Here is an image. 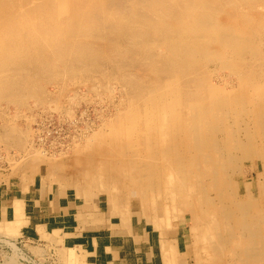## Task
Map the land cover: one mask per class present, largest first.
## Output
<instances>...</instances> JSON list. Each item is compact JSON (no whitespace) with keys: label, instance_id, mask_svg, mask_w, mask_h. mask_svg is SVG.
Returning a JSON list of instances; mask_svg holds the SVG:
<instances>
[{"label":"bare ground","instance_id":"1","mask_svg":"<svg viewBox=\"0 0 264 264\" xmlns=\"http://www.w3.org/2000/svg\"><path fill=\"white\" fill-rule=\"evenodd\" d=\"M46 85L85 87L99 98L105 92L122 96H114L110 141L99 144L100 155L90 152L89 167L70 181L64 164L41 161L36 167L43 164L46 171L34 194L64 190L70 199L67 187L79 198L82 186L96 189L107 207L122 209V223L131 221L128 209H142L155 231L144 246L155 249L159 264H187L178 240L164 236V222L182 213L190 217L199 262L206 255L208 264H264V164L254 184L242 189L234 179L242 173L239 162L252 159L257 140L264 141V0H0V101L23 107L32 99V108L42 107ZM89 129L91 135H76L73 151L92 149L96 133ZM37 147L29 144L37 161L53 155ZM10 207L15 221L31 208L18 197ZM79 216L81 228L106 220L91 212ZM37 226L50 240L62 231L64 243L70 234L56 227L48 235ZM93 233L85 234L96 247ZM129 246L128 260L136 264L140 254L133 241ZM79 247V258L67 249L69 263L84 257L82 264H95L85 261L89 251Z\"/></svg>","mask_w":264,"mask_h":264},{"label":"rangeland","instance_id":"2","mask_svg":"<svg viewBox=\"0 0 264 264\" xmlns=\"http://www.w3.org/2000/svg\"><path fill=\"white\" fill-rule=\"evenodd\" d=\"M222 76L228 78V75L226 74H223ZM45 88L47 90H45ZM53 89H57V93H55L56 90L54 91ZM79 89L78 91L80 93L72 88H67L68 91L70 90L68 93V91L65 89L63 90L60 88V86L46 85V87L44 86L40 90V95H46V99L50 105L48 103H43L44 105H42V107L40 105H35L37 107L32 108V104L34 103L32 99L26 100L25 103L27 105H25L27 107L25 105L21 107L20 105H16L13 102L4 103L3 101H0V129L2 131L0 136L3 134L6 136V139L0 137V174L2 175H0V264H70L68 258L69 250L67 249H71L73 254L79 258V256H83V252L81 251L80 247L78 248L79 245H81L83 248H87L89 251V253H87L85 256V258H87L85 260L87 263L117 264L114 259H111V253H120L123 256V259L126 258L124 263L131 264L132 261L128 260L129 256L127 254L130 250L129 242L133 241L134 245H136L138 241H141V239L144 243L148 240L152 242L155 231L152 232L153 222L150 216L148 217L147 215H143L142 209L138 207L128 209V213L132 216L131 221L122 223L123 221H120V217L123 216L122 209L115 207L112 208L111 205L107 207V205H105L106 196L103 194H98L99 191L96 189L91 190V188L82 186L78 191V194L81 196L79 198V196L77 197V194L74 193L75 190H73L72 187H67L66 190L70 199H66L64 190L58 193L59 191L57 192V190L50 191L46 189V191L41 194L42 196L34 194V192L40 187L39 181L40 179L42 180L44 176L43 174H45L46 171V167L43 164L40 165L41 167L38 166L40 169L36 167V165H39L38 163H43L41 161H44L48 158L49 163L59 165L60 168L65 165L66 168L64 169L65 171L63 170V173L66 174L67 180L70 181L72 179L73 173H76L78 169L80 171H85L89 167V162H91L88 158L90 152L91 155L94 153L96 157H98L100 154L97 155L96 152L103 150V147L99 144H104V141H110V136L106 135L108 133L107 128L110 125V120L116 115L115 107L112 104H114L116 100L115 97L119 98L122 96L121 93L115 95L105 92L99 98L95 97L93 92L89 93V90L85 87H80ZM70 94H72L71 105H69L71 101L68 99L71 98ZM64 95H68V98L67 96L64 97ZM63 98L64 100H62ZM66 101H68L69 104ZM14 105H16L17 108ZM255 106L256 105L253 107ZM28 107L32 108V110ZM7 108L9 110H7ZM60 108H62V110ZM68 110H71L69 111L71 115ZM73 111L75 112L73 113ZM18 112L21 113L22 116H17L14 114H18ZM58 112L60 114H63L64 112L65 113L59 117L60 114ZM30 114H32V116ZM32 117L33 121L35 120L33 123L30 122ZM28 119H30V121ZM104 120L105 122H103ZM6 124L11 127L10 130L6 127ZM4 127H6V129ZM91 127L94 128L96 133L95 139L90 140L93 145L92 149L81 151L76 149L73 151L74 149L72 148L79 142L77 141L76 135L81 133L89 135L91 132V129L89 128ZM46 130L48 131L46 132ZM20 133L21 136L19 135ZM92 133L93 132H91V134ZM97 135H103L101 137L102 139L97 140ZM12 140L16 141L17 144H13ZM260 141L261 140H257L256 142L258 149L256 154L252 155L253 158L249 160L247 159L246 161L244 160L242 163L239 162L240 166L238 171L241 169L242 173L234 175L236 177L234 179L236 182L238 181V184L240 183L239 186L242 189L245 188L246 184H254L257 179L256 175L258 171H262L264 164V141ZM29 144L36 149L38 148L37 144L42 145L47 149V153L53 155H44L45 157L42 156V160L37 161V157L34 158L32 150L29 149ZM21 145H24V147ZM79 145H84V143L81 142L77 146ZM12 148L15 149L13 150ZM3 150H6L8 153H10V156H8V154L6 157L5 154L7 152L5 151V153ZM22 153L31 154L30 156H27V158H23ZM12 154L15 155L11 156ZM4 156L8 158V160L3 158ZM9 157L11 158L9 159ZM13 158H15L14 160L16 161H14ZM30 168L32 170H30ZM245 171L247 172V176L244 178L243 174ZM54 179H56V177L51 178L50 181H48V184L51 185V182L55 181ZM44 183L46 186L45 188H47L49 185L45 182V180ZM51 186H54V184ZM252 191L253 193H256L255 190ZM74 194L76 196H74ZM59 196L62 197V199H59ZM16 197L23 199L31 208L28 207L29 209L24 211L21 219L15 221V216L10 212V206L12 200ZM36 198H40L42 203L35 201ZM50 201L53 203H50ZM105 207L107 209H105ZM90 212L93 218H103V220H108H105L106 222L101 221L94 223H92V221L91 223L88 221V223L83 225V228H81L80 224H78L80 219L79 213H81V216L84 218ZM182 214H180L178 217L171 216L170 218L173 217L172 219H168L164 222L165 227L167 226L166 229L164 228V236L167 235V237H171L173 240L175 238L178 240L180 250L184 251L187 264H208V258L206 255L203 256V261L199 262L196 260L193 243V240L195 241L196 239L195 232L194 230H191V220L189 215ZM75 217H78V220ZM82 220V222H84V219ZM169 220L170 223L168 224ZM37 225H43L45 231L48 232V235H51L53 233L52 230L56 227L62 230H67L70 232V234L64 238V243L62 242V231H58L59 237H57V240H50L46 236H42L39 233V230H37L39 226ZM85 229L87 230L85 231ZM112 229L114 231H112ZM123 229H125L128 234L127 232L122 233L121 231H123ZM116 230H121V233L117 232ZM87 231L91 232L92 235H94L93 232H97L96 234L103 239L102 240L100 238L101 243L98 244L96 252L90 238L91 236L85 234ZM76 235L80 237H76ZM143 242H140L141 246H144ZM104 243L107 244V247L104 246ZM136 249L139 254L140 247H136ZM144 249L147 248L144 246ZM154 250L155 249L153 248L149 249V254L147 255L149 264H151V259L154 260V264H159V257L155 255ZM125 253L126 257L124 258ZM81 259L80 261H76V263L71 264H82L81 261L84 260V257L82 260ZM107 260L109 262H107ZM117 261L121 262L119 259ZM141 261L143 262V260ZM121 263L124 264L123 261Z\"/></svg>","mask_w":264,"mask_h":264},{"label":"crops","instance_id":"3","mask_svg":"<svg viewBox=\"0 0 264 264\" xmlns=\"http://www.w3.org/2000/svg\"><path fill=\"white\" fill-rule=\"evenodd\" d=\"M97 245H96V247H94L95 248V252H96V250H97V248H98V244L99 243H101V241H100V238L101 237H99L98 235H97ZM91 238V237H90ZM102 239V238H101ZM103 240V239H102ZM87 241V240H86ZM149 241V240H148ZM140 242H143V240L141 239V241H138L137 243H136V245H134L133 244V246L134 247H137V248H139L140 247V255H139V257H137L138 259H136V261H137V263L136 264H149V260H148V258H147V255L149 254V249H144L143 247L144 246H141V243ZM144 243V242H143ZM104 246L105 247H107V244H105L104 243ZM111 259H115V261L116 260H121V262L122 261H125V259H123V256L120 254V253H111ZM115 256H117V257H119V258H117V257H115ZM126 257V253H125V256H124V258ZM140 258V259H139ZM143 258V259H142ZM141 260H143V262L141 261ZM151 261H153V259H151ZM122 264V263H121Z\"/></svg>","mask_w":264,"mask_h":264}]
</instances>
